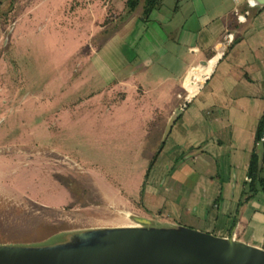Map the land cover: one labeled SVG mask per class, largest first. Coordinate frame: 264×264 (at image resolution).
Returning <instances> with one entry per match:
<instances>
[{"label":"crops","instance_id":"crops-1","mask_svg":"<svg viewBox=\"0 0 264 264\" xmlns=\"http://www.w3.org/2000/svg\"><path fill=\"white\" fill-rule=\"evenodd\" d=\"M7 1L0 0V6ZM34 1L35 8L42 5ZM63 1L72 2L63 15L68 19L122 12L115 26L125 28L122 42L132 33L136 39L131 59L116 62L109 82L78 104L94 99L88 107L97 101L104 105L98 112L105 130L121 128L123 111H131L140 122L128 127L155 116L150 120L157 136L139 214L157 225H183L264 249V190L246 192L248 163L264 111V5L256 7L251 0H161L142 21V0L131 11L125 0ZM131 16L135 20L129 26ZM217 43L220 48L214 52ZM202 75L201 85L190 91ZM183 92L186 104L162 140ZM260 175L264 177V155Z\"/></svg>","mask_w":264,"mask_h":264},{"label":"rangeland","instance_id":"rangeland-1","mask_svg":"<svg viewBox=\"0 0 264 264\" xmlns=\"http://www.w3.org/2000/svg\"><path fill=\"white\" fill-rule=\"evenodd\" d=\"M63 2L0 6V243H51L68 231L145 217L137 204L155 116L128 127L140 122L123 111L121 128L105 130L98 112L104 105L78 104L109 82L116 62L131 59L136 39L132 33L122 42L125 28L115 27L122 12L68 19L72 2ZM185 97L178 95L179 105Z\"/></svg>","mask_w":264,"mask_h":264},{"label":"water","instance_id":"water-1","mask_svg":"<svg viewBox=\"0 0 264 264\" xmlns=\"http://www.w3.org/2000/svg\"><path fill=\"white\" fill-rule=\"evenodd\" d=\"M251 1L256 7L264 5V0ZM219 48L217 43L213 51ZM185 104L186 100L169 116L162 140ZM253 152L259 169L264 139L255 142ZM130 219L134 225L72 230L51 243H0V264H264V249L230 237L183 225H154L136 215Z\"/></svg>","mask_w":264,"mask_h":264},{"label":"trees","instance_id":"trees-1","mask_svg":"<svg viewBox=\"0 0 264 264\" xmlns=\"http://www.w3.org/2000/svg\"><path fill=\"white\" fill-rule=\"evenodd\" d=\"M139 0H125V8L128 11L133 10ZM161 0H142V10L140 19L142 21H146L148 19L149 14L157 9L160 5ZM264 129V111L259 118L258 125H257V139L259 138L261 131ZM150 162L148 164V167ZM148 167L146 172L148 171ZM146 176V175H145ZM248 176L250 181L246 186V192L254 193L257 188L264 190V178L260 177L258 169H257V162H256V155L254 152L251 153L249 163H248Z\"/></svg>","mask_w":264,"mask_h":264},{"label":"bare ground","instance_id":"bare-ground-1","mask_svg":"<svg viewBox=\"0 0 264 264\" xmlns=\"http://www.w3.org/2000/svg\"><path fill=\"white\" fill-rule=\"evenodd\" d=\"M251 3H253V2L251 1ZM204 78H205L204 75L198 77L196 79V81L194 82V84L191 85L190 91L196 90L201 85V83L203 82Z\"/></svg>","mask_w":264,"mask_h":264},{"label":"built area","instance_id":"built-area-1","mask_svg":"<svg viewBox=\"0 0 264 264\" xmlns=\"http://www.w3.org/2000/svg\"><path fill=\"white\" fill-rule=\"evenodd\" d=\"M238 18H240V16H238ZM263 131H264V129H263ZM258 139H264V133L263 134L261 133Z\"/></svg>","mask_w":264,"mask_h":264},{"label":"flooded vegetation","instance_id":"flooded-vegetation-1","mask_svg":"<svg viewBox=\"0 0 264 264\" xmlns=\"http://www.w3.org/2000/svg\"><path fill=\"white\" fill-rule=\"evenodd\" d=\"M258 172H259V175H260V168L258 169ZM260 177H263V176L260 175ZM263 178H264V177H263Z\"/></svg>","mask_w":264,"mask_h":264}]
</instances>
